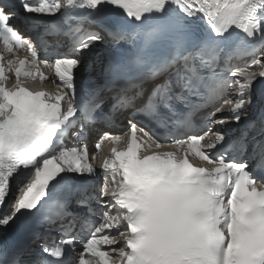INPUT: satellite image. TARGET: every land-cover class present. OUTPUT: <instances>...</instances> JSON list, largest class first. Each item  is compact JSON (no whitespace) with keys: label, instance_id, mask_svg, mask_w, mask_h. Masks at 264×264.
I'll use <instances>...</instances> for the list:
<instances>
[{"label":"snow or ice","instance_id":"6c2138e0","mask_svg":"<svg viewBox=\"0 0 264 264\" xmlns=\"http://www.w3.org/2000/svg\"><path fill=\"white\" fill-rule=\"evenodd\" d=\"M100 44L115 55L79 81ZM261 82L264 0H0V229L61 237L0 241V264H264ZM258 106L237 141L217 130Z\"/></svg>","mask_w":264,"mask_h":264}]
</instances>
